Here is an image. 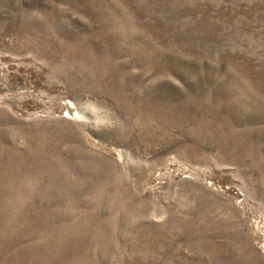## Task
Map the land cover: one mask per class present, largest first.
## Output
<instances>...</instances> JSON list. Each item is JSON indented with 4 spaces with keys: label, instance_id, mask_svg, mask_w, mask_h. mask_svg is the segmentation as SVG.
<instances>
[{
    "label": "rangeland",
    "instance_id": "rangeland-1",
    "mask_svg": "<svg viewBox=\"0 0 264 264\" xmlns=\"http://www.w3.org/2000/svg\"><path fill=\"white\" fill-rule=\"evenodd\" d=\"M0 264H264V0H0Z\"/></svg>",
    "mask_w": 264,
    "mask_h": 264
},
{
    "label": "bare ground",
    "instance_id": "bare-ground-1",
    "mask_svg": "<svg viewBox=\"0 0 264 264\" xmlns=\"http://www.w3.org/2000/svg\"><path fill=\"white\" fill-rule=\"evenodd\" d=\"M72 112V111H71Z\"/></svg>",
    "mask_w": 264,
    "mask_h": 264
}]
</instances>
